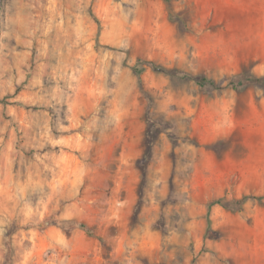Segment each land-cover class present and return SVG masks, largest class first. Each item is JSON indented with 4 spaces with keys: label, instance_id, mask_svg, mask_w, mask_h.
<instances>
[{
    "label": "clouds",
    "instance_id": "1",
    "mask_svg": "<svg viewBox=\"0 0 264 264\" xmlns=\"http://www.w3.org/2000/svg\"><path fill=\"white\" fill-rule=\"evenodd\" d=\"M0 264H264V0H0Z\"/></svg>",
    "mask_w": 264,
    "mask_h": 264
},
{
    "label": "rangeland",
    "instance_id": "2",
    "mask_svg": "<svg viewBox=\"0 0 264 264\" xmlns=\"http://www.w3.org/2000/svg\"><path fill=\"white\" fill-rule=\"evenodd\" d=\"M227 148L228 145L223 143L216 146V154L218 159L223 158V153L226 152Z\"/></svg>",
    "mask_w": 264,
    "mask_h": 264
}]
</instances>
